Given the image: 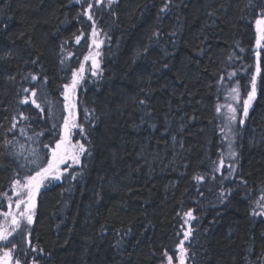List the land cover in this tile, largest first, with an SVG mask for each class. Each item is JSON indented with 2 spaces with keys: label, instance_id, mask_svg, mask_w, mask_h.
<instances>
[{
  "label": "trees",
  "instance_id": "obj_1",
  "mask_svg": "<svg viewBox=\"0 0 264 264\" xmlns=\"http://www.w3.org/2000/svg\"><path fill=\"white\" fill-rule=\"evenodd\" d=\"M86 7L0 0V211L8 210L13 181L35 167L31 150L45 157L42 145L59 139L64 85L84 65L71 96L84 129L75 128V141L88 152L36 193L26 234L43 253L32 252L24 234L14 257L22 264H167V253L177 264L187 220L185 264H264V216L253 214L264 196V48L255 45L264 0L94 5L103 41L96 75L84 60L93 45ZM256 51L261 72L245 117ZM237 83L231 127L224 105ZM34 87L43 112L21 103L31 100L23 89ZM221 159L225 167L214 171ZM190 210L194 218H185Z\"/></svg>",
  "mask_w": 264,
  "mask_h": 264
},
{
  "label": "snow or ice",
  "instance_id": "obj_2",
  "mask_svg": "<svg viewBox=\"0 0 264 264\" xmlns=\"http://www.w3.org/2000/svg\"><path fill=\"white\" fill-rule=\"evenodd\" d=\"M80 0H77V3H79ZM84 2L87 4V7L83 10L82 15H84L88 21L92 22V44L99 49L103 41H98L96 37L99 35L96 26H95V20L93 19L92 9L94 7V4L92 2H89V0H84ZM114 2V0H107V3L109 7ZM170 2V0H169ZM94 3L96 6H99L102 3V0H94ZM167 10V4L165 5V8L161 9V11ZM255 33H256V39H255V45L257 49L264 48V8L260 9L258 11L257 17L255 19ZM153 35H157L156 33H153ZM84 36V33L82 32L79 36H76V43L79 44L82 37ZM145 52H147V48L144 49ZM99 55V52H96L95 55H92L91 52L89 55L84 57L85 61L91 60L92 61V67L93 69H96L99 67V64L97 62L96 57ZM141 55V53H137V56ZM36 61H33L35 63ZM63 63V61H61ZM84 72V65H80L79 72L74 71L72 73V82L71 85H64V109L67 112L66 116H63V124L62 132L59 135V139L56 140L54 146H51L49 144H43V148L49 150V155L45 157H41V155L36 151V149L31 150V159L29 160V163L34 165L35 167L29 171L28 174L24 175L22 178H17L13 181L12 188H13V194L17 197V199L13 202L11 200V197H9V203H8V211H0V216L4 217L5 221H8L10 223V227H4L2 224H0V264H22V261L18 258L14 257V252L17 249V244L11 243L10 237H13L18 232H21L22 229V222L30 226L33 224V210L35 208V197L36 193L39 192L41 186L44 184L45 181H58L63 176L64 172L67 171V167L61 168L62 165H67L69 161H71L73 164H80V157L81 155H84L88 152L87 148L85 147L84 143H80L77 141L75 144L71 141V136L73 133V129L79 128L80 134H84V129L82 125H78L76 122V114H75V108L76 104L72 100L71 93L75 91L76 85L79 83V80L82 78V74ZM261 72L260 67V51H256V66H255V74L251 76L250 84L251 88L249 91H247L246 98L243 99L242 103V111L243 115L246 117L248 115V109L251 104V101L255 99L256 91H257V77L259 76ZM96 71L93 70L92 75H96ZM235 73L229 75V79H231V76ZM10 79H14V77H10ZM31 79L33 81L37 80L38 77L36 75H32ZM46 82V78H45ZM24 92L28 93L30 92V97H24V99L21 101L23 104H29L31 102L32 105H35L37 109L40 110V112H43L44 109L41 107L39 103H37V100L35 97L37 96V90L34 87L33 89L29 90L28 88L23 89ZM232 100L235 101L236 104H240L241 97H240V90L239 85L231 88V91L229 93ZM139 103L144 104L145 101L141 100ZM224 107L227 108L228 115H226L225 119L228 121L229 124H231L233 121L236 120V113L237 108L233 106V104L228 103L224 105ZM216 111L219 113L221 111V107L218 106ZM20 117L22 119H28V117L24 116V114L21 112ZM15 120V117L13 118ZM18 123V122H17ZM17 123H13L12 129H15L17 127ZM244 120H240V124H243ZM53 128H56V125H53ZM10 129V131L12 130ZM21 132L23 133V129H21ZM37 136H43L44 133L40 132L36 134ZM31 139V137H29ZM6 144L11 143V141H5ZM23 147V145H21ZM231 155L235 157L236 153L231 152ZM23 167V165L21 166ZM224 161L221 159L219 161V166L214 169V171H220V169L224 168ZM229 171L232 170V166L228 165ZM75 179V176L72 177ZM212 179H215V177H211ZM195 179L197 181H203V176H196ZM7 195V194H5ZM221 195L223 196L224 193L221 192ZM261 200H264V196H261ZM13 203L15 205L16 212L14 213L12 211ZM23 206V207H22ZM254 215H264V213H253ZM187 217H192V211H188L185 213ZM187 223V221H185ZM190 235V232L184 233V239L180 241V243L177 245V248L179 250V254L177 255V264H185V256L187 255V249L183 247L184 241L188 239ZM31 233L27 232L25 236V240L27 244L30 246L32 252H39L43 253V249H38L35 245H32L31 242ZM11 243V247H8V245ZM27 255V253H25ZM167 256V264H173V257L168 256L167 253H165ZM32 264H38V262L33 258Z\"/></svg>",
  "mask_w": 264,
  "mask_h": 264
},
{
  "label": "rangeland",
  "instance_id": "obj_3",
  "mask_svg": "<svg viewBox=\"0 0 264 264\" xmlns=\"http://www.w3.org/2000/svg\"><path fill=\"white\" fill-rule=\"evenodd\" d=\"M85 5H87L85 2H84V0H81ZM115 1V0H114ZM89 2H92L94 5H95V3H94V0H89ZM104 2H107V0H102V3H104ZM101 3V4H102ZM96 29H97V31H98V33H99V35L96 37V39L98 40V41H101V31L96 27ZM99 51V49H97L94 45H92V47H91V54L92 55H95V53L96 52H98ZM96 59H97V62H98V56L96 57ZM86 63H87V65L86 66H88V68L93 72V70H95V71H97V69L98 68H96V69H93V67H92V61L91 60H88V61H86ZM232 101V104H234V106H236V108H237V112H238V106H239V104H236L235 103V101L234 100H231ZM242 107V106H241ZM241 114V110H240V112H239V115ZM238 115H236V117H237ZM226 122V124H228L229 126H231V127H233V126H236V122L235 121H233L231 124H229L228 123V121L226 120L225 121ZM239 125H242V124H239ZM259 135V134H258ZM258 135H257V137H258ZM75 129H73V133H72V136H71V141H72V143L73 144H75L77 141H75ZM264 136V133H261L260 135H259V137H261V139H263L262 137ZM69 164H73L71 161H69L68 162V164L67 165H62L61 166V168L63 169V168H65L66 166H68ZM49 182L50 181H45L44 182V184L41 186V188H40V190L46 185V184H49ZM39 190V191H40ZM17 199V197L14 195V194H12V196H11V200L14 202L15 200ZM9 203V202H8ZM23 207V206H22ZM260 211L258 212V213H264V200H261V204H260ZM35 209V208H34ZM8 211V210H7ZM12 211L15 213L16 212V209H15V205H14V203H13V208H12ZM33 214H34V210H33ZM260 216H264V215H260ZM185 218H186V215H185ZM187 221V220H186ZM0 224H2L4 227H10V223L8 222V221H5V219H4V217H2V216H0ZM184 225H185V232H189V229H188V226H189V222L187 221V223H185L184 222ZM29 226H27V225H25L23 222H22V229H21V232H18L17 234H15L13 237H10L9 239H10V241H11V243H15L16 244V242L18 243V238L19 237H21L22 235H24V234H26V230L28 231L29 230V228H28ZM11 243L8 245V247H11ZM19 246H17V248H18ZM20 248V252H21V247H19Z\"/></svg>",
  "mask_w": 264,
  "mask_h": 264
}]
</instances>
